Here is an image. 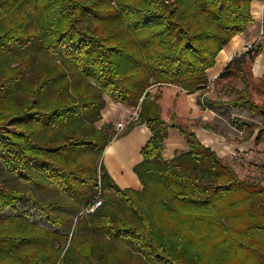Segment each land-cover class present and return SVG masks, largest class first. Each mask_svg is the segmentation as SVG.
I'll list each match as a JSON object with an SVG mask.
<instances>
[{
    "label": "trees",
    "instance_id": "trees-1",
    "mask_svg": "<svg viewBox=\"0 0 264 264\" xmlns=\"http://www.w3.org/2000/svg\"><path fill=\"white\" fill-rule=\"evenodd\" d=\"M254 1L0 0V211L27 199L59 227L0 216V264H264L260 148L220 158L192 129L216 126L188 102L248 30ZM263 44L264 32L210 100L264 127V75L253 73ZM108 100L139 108L118 136L98 126ZM144 124L143 189H122L105 151ZM170 128L189 149L166 160Z\"/></svg>",
    "mask_w": 264,
    "mask_h": 264
},
{
    "label": "crops",
    "instance_id": "crops-1",
    "mask_svg": "<svg viewBox=\"0 0 264 264\" xmlns=\"http://www.w3.org/2000/svg\"><path fill=\"white\" fill-rule=\"evenodd\" d=\"M263 9L264 0H255L252 3L253 21L245 33L233 38L218 55L215 66L208 71L209 89L207 91H198L188 96L190 106L195 111L202 112V115L197 117L196 120L200 123H212L216 126L215 131L206 129L203 126H194L192 128L204 145L210 147L220 158L235 154H249L260 148V153L258 155L255 154V157L258 164L261 165H264V127L262 123L256 122L252 118L250 109L231 107L233 113L244 115L249 119L251 118L250 120L253 123L240 128L228 126L224 131L220 128V125H224V122L221 112L217 110L218 107L215 109L210 105H205V100L208 98L211 99L215 81L232 62V57L248 51L250 46L257 45L261 40L264 32ZM253 73L258 78L264 75V44L254 64ZM227 106L223 105L222 107L226 108ZM138 112L139 108H128L108 100L103 112V120L98 125L102 127L104 123H113V119H118L116 125L120 123L127 125L129 122L135 123L138 118ZM250 126H256V130L248 138ZM127 127L124 132L127 131ZM261 132L263 134L261 135L260 145L258 147L257 138ZM151 137L152 132L147 125H137L127 135L119 137L107 147L104 155V163L109 174L115 182H118L120 188H132L137 191H142L143 185L134 172V168L142 162V148ZM188 149L186 138L178 130L170 128L163 151L164 159L172 160L187 152Z\"/></svg>",
    "mask_w": 264,
    "mask_h": 264
},
{
    "label": "rangeland",
    "instance_id": "rangeland-1",
    "mask_svg": "<svg viewBox=\"0 0 264 264\" xmlns=\"http://www.w3.org/2000/svg\"><path fill=\"white\" fill-rule=\"evenodd\" d=\"M205 105H207V106L210 105V106L214 107L215 109H216V107H218L217 110L219 112H221V116H222L223 122H224V125H220L221 130L225 131V128H228V126L240 128V127L248 126V124L253 123L250 120L251 118L249 119L248 117H245L244 115H237V114L233 113L231 111V105L227 106L226 108L222 107L223 105H219V106L214 105V103L210 100V98L205 100ZM252 118L256 122L262 123L261 118L254 117V116ZM112 121L115 124V125L113 124V135L118 136L121 133H123L126 128L122 131H117V125L116 124H117L118 119H116V120L113 119ZM98 126H100V125H98ZM0 169L3 170V167L1 166V164H0ZM115 183L120 187L118 182H115ZM45 198H46V200H49L48 196H46ZM14 213L18 216H26V217L30 218L32 220V222L35 224L44 226V227H46L50 230H53V231L54 230L59 231V227L53 226L52 224H50L48 221V217H46L41 212H39L32 205V203L27 199H22L21 201L17 202L14 206V210L9 208L4 213H1V211H0V216H9V215H12Z\"/></svg>",
    "mask_w": 264,
    "mask_h": 264
},
{
    "label": "built area",
    "instance_id": "built-area-1",
    "mask_svg": "<svg viewBox=\"0 0 264 264\" xmlns=\"http://www.w3.org/2000/svg\"><path fill=\"white\" fill-rule=\"evenodd\" d=\"M262 17H263V19H264V9H263V11H262ZM255 45H252V46H250L249 47V50H251L253 47H254ZM233 59H232V61L235 59V57H232ZM130 123V122H129ZM129 123L126 125V124H123V123H120V124H118L117 125V131H122V130H124L128 125H129ZM101 204H102V201H100V200H98L92 207H90L89 209H88V212H90V213H92V212H94L98 207H100L101 206Z\"/></svg>",
    "mask_w": 264,
    "mask_h": 264
}]
</instances>
